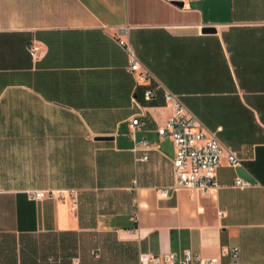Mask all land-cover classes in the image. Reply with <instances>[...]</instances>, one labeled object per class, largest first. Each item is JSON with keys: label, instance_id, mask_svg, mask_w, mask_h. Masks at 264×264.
<instances>
[{"label": "crops", "instance_id": "obj_1", "mask_svg": "<svg viewBox=\"0 0 264 264\" xmlns=\"http://www.w3.org/2000/svg\"><path fill=\"white\" fill-rule=\"evenodd\" d=\"M180 3L0 0V264H139L183 250L264 264V0ZM117 38L240 160H221L218 188L157 195L173 182V143L157 134L172 110L161 91L145 101ZM35 190H74L76 208Z\"/></svg>", "mask_w": 264, "mask_h": 264}, {"label": "built area", "instance_id": "obj_2", "mask_svg": "<svg viewBox=\"0 0 264 264\" xmlns=\"http://www.w3.org/2000/svg\"><path fill=\"white\" fill-rule=\"evenodd\" d=\"M167 2H180L181 0H166ZM126 35V30H123ZM117 44L128 56L127 73L135 78L137 84H147L144 91L145 101H153L158 91L163 93L164 102L172 110V115L164 125L158 128L160 138H169L174 147L172 159L173 182L168 187L158 188L157 195L166 198L171 192L186 190L190 196L195 193L205 195L211 189L218 188L216 181L217 170L221 160L225 159L231 168L240 165V160L228 148L224 147L217 138L216 132L211 133L204 129L201 123L186 109L179 97L168 91L150 72L144 69L138 62L130 45L122 38L116 39ZM28 54L33 61H37L42 53L34 43L27 47ZM133 104L137 106L135 100ZM140 125L139 115H136L130 123L131 129ZM218 132V131H217ZM133 134L131 133V136ZM145 151L152 147L146 142L141 144ZM144 160V158H142ZM250 183L236 178L233 188L245 189ZM30 199L34 201L50 200L64 203L68 198L72 204V210L76 208V192L74 190H35L28 192ZM223 213L219 212L218 216ZM226 252V250H222ZM231 258L236 261L238 249H228ZM139 264H215L199 255H194L190 250H183L180 256L174 253H162L152 255L150 253L139 254ZM72 264H79L73 261Z\"/></svg>", "mask_w": 264, "mask_h": 264}, {"label": "water", "instance_id": "obj_3", "mask_svg": "<svg viewBox=\"0 0 264 264\" xmlns=\"http://www.w3.org/2000/svg\"><path fill=\"white\" fill-rule=\"evenodd\" d=\"M176 4H180V6H181V3L180 2H175ZM204 32H207V33H211V32H214V30L213 29H206V31H204Z\"/></svg>", "mask_w": 264, "mask_h": 264}]
</instances>
